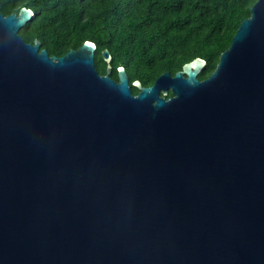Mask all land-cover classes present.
<instances>
[{
    "label": "water",
    "instance_id": "1",
    "mask_svg": "<svg viewBox=\"0 0 264 264\" xmlns=\"http://www.w3.org/2000/svg\"><path fill=\"white\" fill-rule=\"evenodd\" d=\"M215 69L130 83L0 11V264H264V0ZM132 85L138 89L134 93ZM171 93V95H170Z\"/></svg>",
    "mask_w": 264,
    "mask_h": 264
},
{
    "label": "trees",
    "instance_id": "2",
    "mask_svg": "<svg viewBox=\"0 0 264 264\" xmlns=\"http://www.w3.org/2000/svg\"><path fill=\"white\" fill-rule=\"evenodd\" d=\"M256 0H0L7 14L28 6L35 18L20 33L28 42L61 56L84 41H94L96 66L107 73L103 50L112 54L111 76L119 80L124 66L130 83L152 85L170 71L175 74L195 57L206 59L200 78L217 66L240 23ZM134 93L139 89L132 85ZM171 95V93H170Z\"/></svg>",
    "mask_w": 264,
    "mask_h": 264
}]
</instances>
